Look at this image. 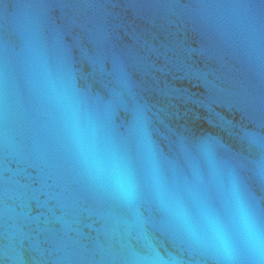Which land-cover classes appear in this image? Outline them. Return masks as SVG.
I'll list each match as a JSON object with an SVG mask.
<instances>
[{
	"label": "water",
	"instance_id": "95a60500",
	"mask_svg": "<svg viewBox=\"0 0 264 264\" xmlns=\"http://www.w3.org/2000/svg\"><path fill=\"white\" fill-rule=\"evenodd\" d=\"M0 264H264V0H0Z\"/></svg>",
	"mask_w": 264,
	"mask_h": 264
},
{
	"label": "clouds",
	"instance_id": "9594fccd",
	"mask_svg": "<svg viewBox=\"0 0 264 264\" xmlns=\"http://www.w3.org/2000/svg\"><path fill=\"white\" fill-rule=\"evenodd\" d=\"M83 150L90 166L100 172V174L107 179L117 196L129 200L135 196V186L133 180L125 167L117 163L113 164L107 170H104L99 162L93 159L91 147L87 143L84 144Z\"/></svg>",
	"mask_w": 264,
	"mask_h": 264
}]
</instances>
